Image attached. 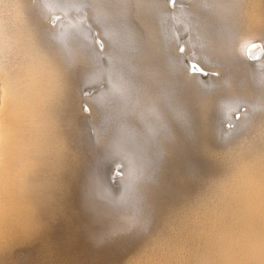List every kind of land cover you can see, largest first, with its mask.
Segmentation results:
<instances>
[{
	"label": "bare ground",
	"instance_id": "1",
	"mask_svg": "<svg viewBox=\"0 0 264 264\" xmlns=\"http://www.w3.org/2000/svg\"><path fill=\"white\" fill-rule=\"evenodd\" d=\"M40 1L37 0L35 3H33V2L32 3H29L28 0H10V4H9L10 6H8L10 8V11L8 10L9 11L8 14H6L5 16H1L0 17V259H1L0 260V264H10V235H13L11 233L12 232H15V231H13L14 229H17L18 226L16 228L14 226L18 223V221H20L22 223V224L20 223L21 226L23 225V227H24V228H22V230H25V233L26 234L25 235L23 234V236H29V238L31 237L30 240L32 241V243H34V245H35V243L37 244V246H38V250H37L38 259L39 260H42L43 262H45L44 264H46L49 261H51L53 258H55L56 249H55L54 245L52 244L53 241L51 242V235H52V232L54 230V227L56 225L60 224V223H62V224L63 223H67L73 217L72 216V214H73L72 213V207H71V204H72L71 192H70V189H69V186H68L69 181L67 180L68 173L71 172L70 166H71V162L73 161V155L68 151L66 139L64 138L67 135L65 134L64 131H66L67 128L71 127L75 123H78V122L81 123L82 122L83 127H81V125H80V127L83 128V129H81V131H80V127H79V132L83 133L84 136L81 137L83 134L82 135L80 134V137L81 138H84V139L85 138H89V139L92 138L91 141L92 140H94V141L97 140L96 136H97V132H98L99 128H101V130H102V128L105 125L102 126L100 124L99 125L98 124H95L93 121H91L92 120L91 117H89L86 114H84L83 111L80 112L79 111V107H80L79 103H80V101L82 103V100H84L85 103H86L85 106L89 109V111L91 110V108L94 109L95 108V104H94V101H92L93 100L92 98H94V97H102V96H104V94L107 93V91H108L107 89L109 87H111V86L112 87L113 86H117L116 82L114 81V79L111 78L110 75H113V73L111 74V71L112 72H114V71L115 72L116 71L117 72H120V71H118L116 69L118 67L117 66L118 64H116L117 67L115 68L114 71L111 70V69H110L111 70L110 71L109 70V67H108V66H111V64H112V63L111 64L109 63L111 61V60L109 61V58H111V57L108 58L107 52L109 53V56L112 55V54H110V51H107L108 49H105V47L107 46V44H106L107 38H110L111 37V34H109V32L108 33L107 32H104V30L101 28L100 29L101 31L100 30H94V31H92V33H91V31H87L86 29H80L81 32L80 33H77L76 31H74V32L72 31L73 28L71 29L70 27H67V26H64L63 27V30L61 32H58V30H57L56 27H58L60 25L63 26L62 18L64 19V18L67 17V14H65L66 11L65 10L62 11L60 8H58V7H52V6L47 8L46 6H44L45 4H42ZM117 1L120 4V6H121V3L122 4H126L127 3L128 5L139 6L142 9L150 6L151 7L150 9H152V13L151 14L155 15L156 18H159L160 20L161 19L163 20L162 22L164 24H162L160 27H156L154 25V23L152 22V18L150 19V14H148V12L143 11L142 13L140 12L141 14L139 13L140 16H139V18H138L137 21H139L140 29L142 30V33L145 34V37H147V39L149 40V42H151L153 44L157 43V44L160 45V48L162 49L163 60L165 61L166 80H167L169 86L171 87L170 88V94L175 96L173 100L177 99V101L179 103L178 105H180L185 110H187L189 119L191 118L196 123L198 121H200V120L206 121V123L208 124L209 131L213 135V138L216 139V140H218V141H220V142H222L223 144H225V146L227 148L229 147L227 149V151H235L239 155H245V157H248V156H251L252 157V155H254L255 153L257 154L258 152H261V150L264 149V85H263V83L261 81V78L264 76V63H261V62H264V47H263V45H258L255 41H252V38L253 37L255 38V36H256L255 34L256 33L258 35L259 33L264 32V0H254L255 8L253 7L254 9H253V12H251V13L254 15V19L256 18V20H254L256 22V25L254 26V28L252 30L251 29L250 30L253 31L252 33H255V34H252V33H247V34L246 33H243V34H241V33H239L238 34V37L235 40H233V42H232V45H233V48L232 49H233V51L231 53H229L228 49H226L224 47L228 42H230L229 39L226 40L224 37H216L213 40H211L208 43H206L204 47L198 48V53L196 55H191V54H188V52H187L188 47H190V45L194 44V40H195V39L193 40V37H192V39L190 37L189 38H185L187 36L186 35L187 34L186 32H193V31H190V29H189L190 25L187 27V25H185V23H184L183 25L182 24L181 25L184 26V27L186 26L185 28L178 27L177 29L176 28L174 29V27L176 25L174 27H172V28H169L171 26H167L168 24L166 23L167 21H166L165 17H167V15H169V10L171 9L170 8V5L173 6L174 8H176V6L179 3V0H117ZM3 2H4V0H0V7L3 4ZM61 2H63V1H61ZM100 2H102V0ZM233 3H234V0H215V1H212L211 2V7L213 8L212 20L211 21H212V24L213 25H215V24L216 25H219L221 27V29L223 28V26H225V27L228 28V29L227 28L226 29L229 31V29H230L229 26H231V22L233 21V19L237 15L236 14V11L233 8ZM250 3L252 4L253 2H250ZM86 4H87V2H86ZM98 4H99V2H98ZM52 5H53V3H52ZM200 6H202V5H200ZM5 7H7V6L5 5ZM82 7H83V5H82ZM245 7H247V6H245ZM165 8L167 9V11L165 10ZM80 10L83 11L81 8H80ZM195 10L196 9H194V11ZM228 10L230 11L231 16L227 14V11ZM249 10H251V8L248 9V11ZM223 11L224 12L226 11V13H224ZM173 12H175V11H173ZM129 13H131V11ZM118 15H120V14H118ZM100 16H102V15H100ZM110 16H111V14H110ZM119 17H118V19H119ZM111 18H112V16H111ZM129 18H130V16H129ZM185 18H187V17H185ZM251 18L252 17L250 16V21H251L250 23H252V19ZM80 19H83V17L80 18ZM118 19H116V20H118ZM120 19H121V17H120ZM135 19H137V17ZM197 20H199V18ZM84 21H85V19H84ZM123 22H124V20H123ZM85 23H86V21L84 22V24ZM99 23H100V20L98 22H95V24H98L97 26L100 27V24ZM85 25L88 26L87 24H85ZM102 25H101V27H105V25L104 26H102ZM136 25L137 24H135V26ZM245 25H247V24H245ZM114 26H112L113 27V31L115 29H117V27L116 26L114 27ZM106 27H107V25H106ZM119 27L122 28V29L120 28L119 31L123 30V27L121 25H119ZM126 27L128 29V26L127 25H126ZM89 28L91 29V27H89ZM214 28H215V26H214ZM110 29H111V26H110V28L108 30H110ZM124 30H123V32L126 31V30L125 31ZM99 31L101 32L100 34L98 33ZM221 31H222V33H224L226 30L224 31L222 29ZM127 32L128 31H126V33ZM243 32H244V30H243ZM90 33H91V36L92 37H86V35H89ZM118 33L119 32H117V34ZM113 34H114V32H113ZM160 34L162 36L159 39V35ZM115 35L116 34H114L112 36L114 37ZM253 35H255V36H253ZM195 37H196V35H195ZM101 38H103V39H101ZM114 38L116 39V37H114ZM122 38H123V36H122ZM232 39H233V36H232ZM116 40H118V38ZM96 41H97V43H96ZM129 41H132V40H129ZM133 41H134V39H133ZM141 42H143V41H141ZM145 43H146V41H145ZM224 43H226V44H224ZM7 47H9L10 50H8ZM99 47L105 49V51L103 50V52H102L103 55L102 54L101 55L99 54ZM121 48L124 49V47H121ZM179 48H180V50H178ZM71 49H73V50L74 49H77V50H74V52L78 51V56L77 57H79L80 59H82L87 64H89V63L92 64L93 61L97 60L96 59L97 56L98 57H100V56L103 57L102 58V61L98 64V66L96 65L97 66V70H98V75H99L96 80L91 79L92 76H94V75H92L91 78H90L89 75L91 73H87L86 74V76L89 74L88 75L89 78H87L85 76V74L82 75V73H81V77L83 76V77H86L87 79H89L87 81L84 80V82L85 81L86 82H85L83 88H84L86 94L83 95V97H79L78 96V91H79V88L82 87V85H81L82 83L80 85L78 84L79 85V87H78V85L75 83L76 80L74 82V80H72V78H70L68 76L69 73H68V70L66 69V66L67 65L65 66V64L63 62L65 60H66L65 62H67V59H68L67 55H68V53H70L69 51ZM241 51L243 53V56L245 57V60L247 61L245 63H243V61L239 60L240 57L238 55L240 54ZM74 52H72L73 55H76V53H74ZM72 53H70V54L72 55ZM123 53H124V51H123ZM158 53H160V52H158ZM2 54H4V57H5L6 60H3L2 59ZM114 54H115V52H114ZM138 54H140V53H138ZM218 55L221 56V57H224L227 60H229L230 58H233L235 62L233 63L231 61V63H233L234 65H232V67H230L228 70L223 71L221 69V72H222L221 74L222 75L219 78H213V77H211V75H209V73L207 72V70H209V67L215 66L212 63H210V61L212 60V58H215ZM115 57H117V56L115 55ZM71 58H73V57L71 56ZM140 58H139V60H140ZM130 59H132V58H130ZM5 61H8V63L10 62V65L6 64ZM147 61H149V60H147ZM98 62H99V60H98ZM117 62L119 63V61H117ZM108 64H110V65H108ZM129 64H131V63H129ZM138 64L141 65L142 63H138ZM253 64L261 65V66H258L257 65L258 68L259 67L261 68L259 74L256 73V72H254L253 69L250 67V65H253ZM124 65H126V63ZM162 65L163 64H161V67H162ZM122 66H121V69L127 70L126 68H122ZM130 66H132V65H130ZM159 67H157V68H159ZM112 68L114 69V67H112ZM87 69L85 68V70H87ZM121 69H119V70H121ZM85 70H83V71H85ZM92 71H94V70H92ZM144 71H145V68H144ZM155 71H156V69H155ZM121 72H122V70H121ZM134 72H135V70H134ZM225 72H226V74H225ZM93 73L95 74V72H93ZM136 73H137V71H136ZM117 74H120V73H117ZM241 74H242V77H241ZM131 75H132V72H131ZM227 75L229 76L228 78H226ZM245 78L246 79L247 78H251V80L254 81L253 82V85L249 86L244 81ZM79 79L81 80V78H79ZM120 80H121V78H120ZM127 80L128 79H126L125 82H127ZM118 81H119V79H118ZM119 82L122 83V80L119 81ZM160 83H162L161 85H163V82H160ZM166 84H164V85L166 86ZM121 85H122L121 87L124 86V84H121ZM124 87H126V86H124ZM145 87H147V84L145 85ZM155 87H156V85H155ZM160 89H162V88H160ZM105 90H107L106 93H105ZM112 91H114V92L116 91L117 92L118 90L117 89L115 90V88H114V90L112 89ZM121 91L122 92L123 91L126 92L127 90L126 89H123V90L121 89L118 92L122 93ZM138 91L136 92L137 95H138ZM154 91L155 90H152V92H154ZM167 91H169V90H167ZM80 92H81V89H80ZM125 92H123V93H125ZM129 92H130V94H132L131 91H129ZM133 93H134V91H133ZM159 93H158V95H160ZM109 95L111 96L112 93H109ZM158 95H155V96H158ZM163 95H164V93H163ZM129 96H131V95H129ZM139 96H141V95H139ZM142 97H143V95H142ZM165 97H166V95H165ZM167 97H169V96H167ZM225 97L232 98V99H231L230 102H226L225 99H228V98H225ZM124 98L125 97H123V98L121 97V100L124 99ZM130 98H133V97H130ZM117 100H118V98H117ZM113 101H111V102H113ZM123 101H120V102H123ZM126 101L128 102V100H126ZM165 101H167V100H165ZM97 102H95V103H97ZM103 102L104 101H102V103ZM115 103H117V101H115ZM124 103L126 104L125 101H124ZM128 103L131 106H132V104H136V103L130 104V102H128ZM137 103L139 104L140 102H137ZM163 103H165V102H163ZM171 103H175V102H171ZM215 103H219V105L217 106V108H214V104ZM107 104H108V102H107ZM151 104H153V103L151 102ZM242 104H245L247 106V108L245 109L246 112H244V113L239 112V110H238L239 106H241ZM78 105H79V107H78ZM104 105H106V104H104ZM104 105H101V106H104ZM109 105H112V107H114V105L112 103H110ZM173 105H175V104H173ZM255 106H259V109H254V108H256ZM134 107L135 106H132V109H134ZM143 108L145 109V107H143ZM155 108H157V107H155ZM118 109L119 108L117 107L116 108V112H117ZM152 109H154V108H152ZM105 110H107V108L106 109L103 108V112ZM146 110H145V112L149 111V110H147V111ZM86 111H88V110L86 109ZM113 111H114V109H113ZM103 112H102V114H103ZM107 112L108 111H106V113ZM109 112H111V111H109ZM152 112H154V111H152ZM115 113H114V116H115ZM111 114L113 115V113H111ZM118 114L121 115L122 113L120 112ZM143 114H145V113L143 112ZM149 114H150V112H149ZM233 114H235L238 117H233ZM98 115H99V113H98ZM138 115H136V116H138ZM167 115H169V112H168ZM100 116H102V115H99L98 117H100ZM108 116H109V118L111 117L110 114ZM125 116H126V114H125ZM143 116L146 117L147 115L146 116L143 115ZM102 117H100L101 120H102ZM113 117H111L110 119H112ZM118 117H117V119H118ZM104 119L106 120L107 118H104ZM121 119H122V117L120 119H118V120L121 121ZM124 119H122V120H124ZM147 119H149V117ZM109 120H107L106 123H108ZM184 120H186V119H184ZM110 121L112 122V120H110ZM96 122H99V120L96 121ZM159 122H161V121H158V123ZM173 122H174V120H173ZM225 122H228V123L232 124L231 127H233V129L232 130H229V129L227 130L226 127L224 126ZM102 123H104V122L101 121V124ZM106 123H104V124H106ZM117 123H119V121ZM230 124H229V127H230ZM113 125H114V123H113ZM113 125L111 126V124H110V125H108L106 127H109L110 126V127H115L116 128V126H118V125H115V126H113ZM149 125H151V124L149 123ZM177 125H178V123H177ZM98 126H100V127L97 128ZM124 126L126 127L127 125H124ZM147 126H148V123H147ZM152 126L155 127V124L154 125L152 124ZM84 127H87V128L90 127V128H92L91 132L92 131L93 132H92V134H89L91 138L88 135V131L87 130H84ZM119 127H122V126H119ZM129 127H131V126L129 125ZM168 127H170V126H168ZM175 127H176V125H175ZM177 127H179V126H177ZM87 128H85V129H87ZM144 128H147V127H144ZM104 129H105V127H104ZM118 129H117V132L119 131ZM120 129L122 131L123 128H120ZM126 129H124L123 131H125ZM129 129H133V128L131 127ZM194 129H195V127H194ZM101 130L99 132H106L104 130H102V131ZM107 130H110V129L108 128ZM167 130L169 131L168 128H167ZM76 131H77V129H76ZM113 132L115 133V134L112 133V134H114V136L116 134H118L116 132V130L115 131L113 130ZM127 132H128V130H127ZM127 132H123V133H127ZM134 132H135V129H133V133ZM163 132H164V130H163ZM107 133L108 132H106V134ZM109 133H110V131H109ZM119 133H120V131H119ZM134 134H136V133H134ZM156 135H157V133H156ZM189 135H191V134H189ZM109 136H110V134H109ZM117 136H120L121 137V134H119ZM133 136L134 135L132 134V137ZM74 137H75V135L72 138H70L71 139L70 140L71 142L74 141L73 140ZM77 137H79V136L77 135ZM101 138L103 139V137H101ZM106 138H107V136H106ZM106 138H105V141L104 142H102V140H101V142L104 143V145H106L105 143L108 141V140L106 141ZM114 138L116 139L117 137H114ZM183 138H184V136H183ZM208 138H209V136H208ZM84 139H82V140L84 141ZM108 139H109V141H111L110 140V137H108ZM160 139L162 141V137ZM78 140L80 141L79 138L75 139V141H78ZM85 140H86V143L83 145V148L87 145V139H85ZM112 140H114V139L112 138ZM124 140H125V138H124ZM124 140L123 139L119 140V138H118V140L116 139V141H114V143L108 141V144L110 143L112 145L109 146L107 144L108 145L107 148H105V146L101 147L103 152L99 155V157H100V159H99L100 160L99 161L100 164H97L98 161H97V163L95 161V164L99 165V167L96 166L99 169H96L95 165H93L94 166L93 167L94 169L92 167H89L90 165H87L89 168H91V170H95V171L97 170L96 173H95V171H93L94 173H92V174L93 175L96 174V183L99 186L98 192L100 191L101 195L103 196V199L100 200L101 199L100 198L101 196H100L99 193L97 194V190L95 189L96 190V193L93 192L94 195L97 194V196L99 195L98 197L100 198V199H98L100 201V203L97 202L99 204V206L97 204L96 210H95L96 213L97 212L100 213L97 210H98V208L101 209V206H100V204H101L102 207L104 206L107 210H109V209L116 210V212L115 213H112V214L115 215V214H118L119 213L120 215H122V216L124 215L125 216V215H129V213L132 211V209L135 208L136 205H138V204H136V202L138 200L135 199L136 200V202H135V200H134V198H133V196L131 194H133L134 189H135V192H136V189H137V191H139V189H138L139 186H138V188L137 187L135 188L132 185V187H134L132 189L133 190L132 193H131V188L132 187L129 188V185L132 184V183H130L131 182L130 179H131L132 176H134L132 174L135 173V170L137 169V163H138L137 162V157H138L137 155L138 154L136 155V153H135V151L137 149L135 151H133L132 149L128 148V146L125 145ZM136 140L134 139V141H136ZM142 140L139 139V141H142ZM97 141L98 142H96V143L99 145L101 142L99 141V139ZM139 141H136V142L138 143ZM145 141H148V140H145ZM182 142H184V141H182ZM68 143H69V140H68ZM159 143H160V141H159ZM152 144H154V143L152 142ZM156 144H155V146H156ZM172 144H173V142H172ZM80 145H81V143H80ZM132 145H137V144H135V142H134ZM148 145H150V144H148ZM130 146H131V144H130ZM155 146L153 145V147H155ZM163 146L166 148L165 145H163ZM135 147H137V146H135ZM158 147H160V146H156L155 148H158ZM86 148H87V146H86ZM86 148H84V149H86ZM88 148L90 149V147H88ZM98 148H100V147H98ZM137 148H139V147H137ZM142 148H144V147H142ZM84 149H83V151H84ZM139 150L140 149H138V151H137L138 153L141 152ZM142 150H144V152H145V149H142ZM148 150H149V148H148ZM92 151H93V149H92ZM155 151H157V150H155ZM159 151L160 150H158V152ZM222 151H224V150L222 149ZM75 152H76V150H75ZM84 152H86V151H84ZM84 152L83 153L80 152L82 154V156H84L86 154ZM94 152L96 153V151H94ZM73 153H74V151H73ZM87 153H89V151ZM91 153L93 154V152H91ZM149 153H152V152H149ZM146 154H147V150H146ZM154 154H156V153H154ZM161 154L162 153H160V155ZM173 154H174V152H173ZM216 154H218V153H216ZM88 155L90 156V154H88ZM96 155H98V153H96ZM149 155L152 156V154H149ZM149 155H148V157H149ZM263 155L264 154H262V156ZM156 156H158V155H156ZM79 157H80V155H79ZM84 157H81L80 160H82V158H84ZM86 157H87V160L86 161L88 162L91 157H89V159H88V156H86ZM145 157H144V160L143 161H145V159H146ZM140 159H141V156H140ZM156 159H155V161H157ZM239 159H241V158H239ZM91 160L90 161L93 162V164H94L93 158ZM86 161H84V162L82 161L83 162L82 164H85V167H86V164L91 163V162H88L87 163ZM148 161L149 160H147V163H148ZM151 161H152V159H151ZM151 161H149V162H151ZM208 161L210 162V160H208ZM246 161H248V160H246ZM256 162L258 163V161H256ZM261 162L259 161L260 166H261ZM248 163H249V161L246 162V164H248ZM252 163H255V162H252ZM141 164H139V165H141ZM152 164H151L152 165L151 167H154V165L155 166L157 165V163L156 164L152 163ZM238 165H239V163H238ZM141 166H143V165H141ZM197 166H198V164H197ZM258 166H259V164H258ZM263 166H264V164H263ZM88 167H86V168H88ZM148 167L149 166H147V170H148ZM156 167H157V169H160L159 166H156ZM206 167H209V166H206ZM246 167H248V166L246 165ZM144 168L142 167L140 169L142 170ZM162 168H164V167H162ZM239 168H240V165H239ZM250 168H251V166H250ZM253 168H251V169H253L254 171H257V173H259L258 174L259 176L261 174L260 173L261 170H262V173H263L262 175H264V167H263V169H260L259 172H258V170H256L257 168H255V167H253ZM85 169H84V165H83V173L84 172H89L88 174H90V171L91 170L90 171H88V170L85 171ZM157 169L154 170V171L155 172L156 171H160V170H157ZM182 169H183V167H182ZM192 169H194L193 166H192L191 170ZM117 170L120 171L119 174L117 173ZM149 170L151 172V170H153V168L150 169V167H149ZM188 170H190V168ZM248 170H250V169H248ZM81 171H82V169H81ZM144 171H146V169ZM154 171L151 172L152 175H153V172ZM139 172H141V171H138L137 173H139ZM150 172H149V175H151ZM170 172H172V171H170ZM197 172H199V171H197ZM83 173H81V174L83 175V178H85L86 177L85 176V173L84 174ZM143 173L148 174L147 172H143ZM176 173H178V171ZM251 174L254 175V173H251ZM79 175H78L79 179L82 180L83 178L81 179ZM152 175L151 176H148V177H152ZM154 175L155 176L156 175L158 176V173L157 174L155 173ZM193 175H194V172H193ZM88 176L90 178V176H92V175H88ZM136 177L138 178L139 175L136 174ZM140 177L138 179H140ZM254 177H257V179H258V176H254ZM254 177L252 176V178H251V176L250 177L248 176L246 178H249L250 180H252V179H254ZM93 178H91V179H93ZM152 178H154V177H152ZM157 178H159V177H157ZM167 178H168V176H167ZM167 178H166V180H167ZM79 179L77 178V180H79ZM91 179H89L88 181H87V179H83L82 181H85L86 180L87 182H90L91 183V181H90ZM132 179H134V178H132ZM148 179H150V178H148ZM257 179H256V181H258ZM262 179H263V181L261 179H259L262 182L260 183V181H259L256 185L258 186L259 183H260V185L263 188L260 187V190H259L258 187H255L256 189L258 188L259 191L256 190V189H255L256 191L254 189L253 190H249L250 191V193H248L249 195L251 194V191H252V195H250V196L248 195L249 198L252 196V198H250V199L248 198L251 202L247 199V202L249 201L250 204L252 203V205H251L252 207H251V206H249L250 204L248 202V204H249L248 206L251 207L250 210H249V207L246 204L247 202H245L246 201L245 200L246 199L245 197H248V196L243 197L245 199H242V201L239 200L240 198H242L241 195L243 194L242 193L243 191H242V189L239 188L240 186H238V184H237V187L242 191L241 192L242 194L239 193L240 195H238V197L239 196H241V197L238 198V199H237V196H235L236 197L235 198V202H237L239 204V202H238V200H239L240 201V204L242 205L243 204L242 202L244 201L245 202L244 204L247 206V209L245 207H243V208H245L246 210H248L247 213L244 214V217H239L238 218V221H237L238 223H237V229L236 230H237V233L240 234V236L237 235V237L238 236L239 237H242L245 234L246 235L245 237L248 238L247 239L248 243H249V238L250 237H252V239H253V236L254 237H262V242L263 243L260 240H258V241L256 240V242H255L254 239H253V242H255V243H257V242L260 243L261 242L262 245H264V178H262ZM75 180H76V178H75ZM150 180H149V182H148V180H145V181L148 182V183H151ZM86 181L84 183H86ZM249 181H248V186L252 185L253 183H256V181H254L251 184V182L249 183ZM242 182H245V181L242 180ZM141 183H142V181H141ZM154 183L158 187V184H156L157 182H154ZM77 184H78V182H76V185ZM92 184H93V182L91 184H89L90 186L88 184L87 185L84 184V186L85 185H86L85 187H88L89 186L88 188L90 189ZM138 184H140V183H138ZM241 184L243 186L245 183H240V185ZM79 185L80 184H78L76 187L78 188ZM82 185H80V187H82ZM147 185H149V184H147ZM147 185H145V186H147ZM173 185H175V184H173ZM168 186H169V184H168ZM248 186H246L244 188H247ZM93 187L95 188V185ZM93 187H92V189H93ZM150 187H151V184H150ZM251 187H249V188L252 189L253 187L252 188ZM88 188L85 189V193L90 194V191L89 192H86V190H89ZM146 188L144 190H147ZM192 188H194V187H192ZM238 188H237V190H239ZM156 189H158V188H156ZM141 190H142V188H140V191ZM148 190H150V189L148 188ZM148 190H147V194L149 193ZM174 190L176 191V189H174ZM180 190L181 189H179V191ZM201 190H203V189H201ZM140 191H139L140 194L138 193L140 196L141 195H144L145 192H146V191L144 193L142 192L143 194H141ZM151 191H152V189H151ZM249 191L247 190V192H249ZM159 192H161V191H159ZM244 192L245 193L243 195H247L246 191H244ZM85 193L83 195H86ZM161 193H163V192H161ZM136 194H134V195H136ZM138 194L136 196L139 197ZM156 194H158V193H156ZM90 195H91V198L92 197L94 198V196L92 194H90ZM90 195H88L89 198H90ZM86 197H87V195H86ZM138 197H136V198H138ZM147 197H149V195H147ZM199 197H201V196H199ZM80 198H82V197H80ZM154 198L151 199V200H154ZM73 199H76V198H73ZM138 199H140V198H138ZM143 199L145 200L144 196H143ZM143 199L140 202H142ZM77 200H78V198H77ZM89 200H91V201H89ZM95 200H97V197L95 198ZM151 200L149 199L148 201H151ZM88 201L89 202H92L93 200L92 199H88ZM133 201L135 202L136 205L134 204ZM158 201H159V199H158ZM87 202H86V204L83 202L85 204V206L87 205ZM162 202H164V200ZM147 203L148 202L146 201V203H144V205L145 204L147 205ZM91 205H92L91 208L94 209L95 207H93V204H91ZM235 205H236V203H235ZM238 206H236V207H238ZM81 207H82V205H81ZM81 207H79L80 210H81ZM153 207H155V206L153 205ZM167 207L168 206H166V208ZM82 208H84V207H82ZM88 208L91 209L90 206H89V207H86L85 211ZM150 208H151V205H150L149 209L147 208V210H150ZM93 209H91L89 212L87 211V213H84V214H86V215H88V214L90 215L91 214L92 216H94L93 213H91V211L92 212L94 211ZM237 209H235V211H237ZM133 210H135V212L137 211L136 209H133ZM139 210H141V209H139ZM240 210H241V212H238V214L239 213L241 214L243 212L245 213V210L244 209H243L244 211L241 208H240ZM103 212L104 211L102 210L100 214H103L104 215L105 212L104 213ZM133 212H132L131 215H134ZM145 213H147V212L145 211ZM145 213H143V214H140L139 213V215H144ZM94 214H95V212H94ZM106 214H107V212H106ZM89 215L87 217H89ZM150 215H148V216L150 217ZM100 216L98 214L95 219H98L99 220L100 218H97V217H100ZM104 216H103V218H104ZM107 216H109V214ZM148 216H146V218L149 220L150 218ZM84 217H86V216H84ZM129 217L131 218V216H129ZM89 218H87L88 221H83V222L84 223L85 222H89ZM105 218H104V220H105L104 222H108V223H111L112 222V221H110V219H107V221H106ZM127 218H128V216H127ZM130 218H128V219H130ZM146 218H145V221L147 220ZM118 219L122 220L121 217H119ZM123 219H124V217H123ZM135 219H137V217H135ZM143 219L144 218H142L141 220H143ZM236 219H237V217H236ZM98 220H94L93 219V221H98ZM120 220H118V223L117 224H119V221ZM91 221L89 223H91ZM147 221H146V224H145L146 226L148 224ZM114 222H116V221H114ZM125 223H126V221H125ZM137 223H138V221H137ZM137 223L135 225H137ZM20 224H19V226H20ZM149 224L151 225L152 223H149ZM110 225L112 226V225H115V224L111 223ZM110 225H107V227H110ZM119 226H120V224H119ZM99 227L101 228L100 225H99ZM99 227H97L98 228V231L100 229ZM137 227L138 226H134L131 229L134 228L136 230ZM12 228H14V229L12 230ZM19 228L20 227H18V229ZM113 228L116 230L117 227L116 228L113 227ZM118 229H119V227H118ZM138 229L140 230V229H143V228H140V226H139ZM22 230H21V232H22ZM67 230H68V228H67ZM86 230L87 229L85 228L84 231H86ZM103 230H104V232H102V234L104 233L103 234V236H104L106 233H105V229L104 228H103ZM122 230H123V228H122ZM127 230H128V228H127ZM144 230H145V228H144ZM84 231H83L82 234H85ZM114 231H113V233H114ZM141 232H139V234ZM78 233H76V234H78ZM119 233H121V232H119ZM125 233H124V235H125ZM132 233H135L134 230H133ZM144 233H146V232L144 231ZM54 234H55V232H54ZM136 234H137V232H136ZM136 234H134V235H136ZM19 235H20L21 238L23 237V236H21V234H19ZM57 235L58 234H56V236ZM120 235H118V236H120ZM57 237H56V239H57ZM84 237H87V236L84 235ZM105 237H106V235H105ZM105 237H101V238L104 239ZM112 237L113 236H110L109 238L112 239ZM120 237H123V235L120 236ZM101 238H99V239H101ZM15 239H19V238H15ZM240 239L241 238H238L237 240H238L239 243L238 242H236V243L239 246L238 248L241 249V246H243V244L242 245L240 244ZM27 240H28V238H27ZM109 240H106V241L108 242ZM127 241H130V240H127ZM12 242L13 241H11V243ZM83 242H84V240H83ZM98 242H99V240H97V243ZM112 242H113V244L115 242L117 243V241H115V242L112 241ZM121 242H122V240L119 242L118 246H120V243ZM130 242H132V241H130ZM99 243H101V241ZM241 243H243V242L241 241ZM248 243H246V242L244 243V244L248 245L247 246V249H244L246 245H244V248H242L244 251L242 249L240 251V249H239V251H240L239 254H238V250L236 249L235 254L238 255L237 256L238 258H236V259L239 260V264H264V246H262L260 248V249H263V250H260L259 248H256V245L257 244H255V246H253L254 243L253 244H252V242L249 243V244ZM67 244H69V243H67ZM56 245H57V243H56ZM62 245H63V243H62ZM108 245H110V243ZM251 245L253 246L252 248H251ZM59 246H60V244H59ZM114 246H115V244H114ZM137 246L138 245H136V247ZM152 246H153V244H152ZM152 246L150 245L151 248H152ZM154 247L155 246H153V248ZM178 247H181V246H178ZM85 248H86V246H85ZM85 248H84V250H85ZM64 249H66V248H64ZM124 249H125V247H124ZM257 249H259V250H257ZM99 250H101V249H99ZM104 251H106V250H104ZM122 251L120 253H122ZM178 251H180V249L177 250V252ZM79 252H81V251H79ZM174 252H176V251H174ZM67 253H68V250H67ZM133 253H134V251H133ZM180 253H181V251H180ZM138 254H140V252H138ZM147 254H149V253H147ZM176 254H178V253H176ZM84 255L85 254H83V256ZM105 256H107V255H105ZM173 256H175V255H173ZM144 258L145 257L143 256L142 259H144ZM138 259H139V257H138ZM140 259H141V256H140ZM58 261H61V260H58ZM142 261H144V260H142ZM237 261L234 264L238 263ZM112 262H113V259H112ZM127 263H129V262H127ZM107 264H109V263H107ZM110 264H112V263H110Z\"/></svg>",
	"mask_w": 264,
	"mask_h": 264
},
{
	"label": "rangeland",
	"instance_id": "2",
	"mask_svg": "<svg viewBox=\"0 0 264 264\" xmlns=\"http://www.w3.org/2000/svg\"><path fill=\"white\" fill-rule=\"evenodd\" d=\"M29 3H35L37 0H28ZM40 1V0H38ZM55 1V2H54ZM63 1V2H61ZM95 1V2H94ZM41 0L40 2L42 4H45L44 6H46L47 8L48 7H58L60 8L62 11H66L65 14H67V17L66 18H62V22H63V26H58L56 27L58 32H61L63 30V27L64 26H67V27H70L71 29L73 28V32L76 31L77 33H80V29H86L87 31H94V30H100L101 28L104 30V32H109V34H111V37L110 38H107V41H106V44L107 46L105 47V49H108L107 51H110V55L109 56V53L107 52V55H108V58H109V63L111 64V66H108L109 67V70H115V68L120 71V72H117V73H120V74H117L115 71L112 72L111 70V74L113 73V75H110L112 79H114V81L116 82L117 86H113L115 88V90L117 89L118 91H120L121 89H126L127 91H123L125 93H120V92H114L112 91V89L114 90V88L111 86L109 87L107 90H105V93L107 91V95L104 94V96L102 97H94L92 98L94 101V104H95V108L92 109L89 111V109L85 106L86 103L84 100H82V103L80 101L78 107H79V111L82 112L84 114H86L87 116L91 117V121H93L95 124H100V125H105V129L104 127L102 128V130L108 132L106 134V132H99L101 130V128H99L100 126H98L97 128H99L98 132H97V140L99 139V141L101 142H104L105 141V138H106V141L108 139V137H110V140L109 142H113L116 141V139L118 140H121L125 138L124 142H125V145L128 146V148L132 149L133 151H135L136 155L139 157H137V169L135 170V173H133L130 179V184L129 185V188L132 187V185L136 188H138L139 186V191H140V188H142V190L140 191L141 194H143L145 191V194L144 195H139V191H137L136 189V192H135V189L134 191L132 190L134 187L131 188V193L133 191V194H131L134 198V200H138L136 202V205L135 202L134 204L136 205L135 208L133 209H136L137 211L135 212V210L132 209V211L129 213V215H120L118 212V214H112V213H115L116 210L114 209H109L107 210L104 206L102 207V205L100 204L101 206V209H99L98 207V210L100 213L101 211L103 210L106 214L104 216L103 214H99L100 217H97V218H100L99 220L98 219H95L96 216L98 215L96 213V206L98 203H100V200L103 199V196L101 195L100 191L98 192V188L99 186L97 185L96 183V174L93 175L92 173H94L93 171L95 170H91V168L89 167H94L93 165L98 166L97 164H100V157L99 155L103 152L102 151V148L103 146H105V148H107V146L109 145H112V144H108V141L105 143L106 145H104V143H100L99 145L96 143L98 142L96 139V141L92 140L91 141V137L89 134H92L91 130L92 128H87V127H84V130H87L88 131V135L91 139L89 138H85L87 139V148L86 146L83 148V145L86 143V140L84 138H81L84 136L83 133L79 132V127L81 125V127H83L82 125V122L81 123H75L74 125H72L71 127L67 128L65 132V135L66 137H64L66 139V143H67V147H68V151L73 155V161L71 162V166H70V170L71 172L68 173V177H67V180L69 181L68 183V186H69V189H70V192H71V199H72V204H71V207H72V218L70 219V221H68L67 223H60L58 225H56L54 227V230L52 232V235H51V242L52 244L54 245L55 249H56V253H55V258H53L51 261H49L48 263L46 264H107V263H112V264H234L238 259L237 254H235L236 252V249L238 250V254L239 252L241 251L242 248H244V244L245 242L248 243L247 241V237H245L246 235L244 234L242 237H239L240 234L237 233V221H238V218L239 217H244V214L247 213L248 210L247 209V206L250 204V198H252V196L249 198L250 195H252V191H251V194L249 195L248 193H250L249 190H255L256 188L255 187H258L259 190H260V187H262L260 185V183L263 181L262 178H264V175H262V170L260 171V169H263V164H264V155L262 156V154H264V149L261 150V152H258L257 154L255 153L254 155L251 156H248V157H245V155H239L237 154L235 151H227V148L225 146V144H223L222 142L216 140L213 138V135L210 133L209 131V128H208V124L206 123V121L204 120H200L198 121L197 123L192 120L191 118L189 119L188 117V112L187 110H185L183 107H181L180 105H178V101L177 99L173 100L174 99V95H171L170 94V86L166 80V67H165V61L163 60V56H162V49L160 48V45L155 43H151L149 42V40L147 39V37H145V34L142 33V30L140 29V26H139V21L138 18L140 16V14L145 11V12H148V14H150V19L152 18V22L154 23V25L156 27H160L162 24H164L162 21V19L160 20L159 18H156L155 15L151 14L152 13V9H150L151 7H146V8H141L139 6H135V5H128L127 3L126 4H122L121 3V6L120 4L118 3L117 0H102V2H100L101 0ZM212 1H215V0H179V3L178 5L176 6V8H174L173 6L170 5V10H169V15H167V17H165L166 19V24L167 26H171L169 28H172L174 27V29L178 28V27H181V28H185L184 26H182L184 23L185 25H187V27L190 25L189 29L190 31H193V32H186L185 35L186 37L185 38H191L193 37V40H194V44L190 45V47H188V54H191V55H196L198 53V48H202L205 46L206 43H208L209 41L213 40L214 38L216 37H224L226 40L229 39L230 42H226L224 44H226L224 47L226 49H228L229 53H231L233 51V45H232V42L233 40H235L237 37H238V34L241 33H252L253 31H251L254 26L256 25V22L254 20H256V18L254 19V15L251 13L253 12V9L255 8V3H254V0H234V3H233V8L234 10L236 11V17L233 19V21L231 22V26L229 31L227 30L228 28L223 26V30L225 31L224 33H222V29L219 25H213L212 24V12H213V8L211 7V2ZM248 1V2H247ZM73 2V3H72ZM83 2V3H82ZM87 2V4H86ZM99 2V4H98ZM250 2H253L252 4ZM53 3V5H52ZM77 3V4H76ZM102 3V4H101ZM250 3V4H249ZM10 4V0H4L3 4L1 5L0 7V17L1 16H5L6 14H8V12L10 11V8L8 6ZM5 5L7 7H5ZM83 5V7H82ZM189 5V6H188ZM200 5H204L203 7L200 6ZM251 5V6H250ZM253 5V6H252ZM74 6V7H73ZM114 6V7H113ZM191 6V7H190ZM247 6V7H245ZM97 7V8H96ZM119 7V8H118ZM184 7V8H183ZM186 7V8H185ZM195 7V8H194ZM254 7V8H253ZM8 8V9H7ZM66 8V9H65ZM71 8V9H70ZM80 8L83 10L81 11ZM84 8V9H83ZM174 8V9H173ZM179 8V9H178ZM196 9L194 11V9ZM248 11V9H250ZM2 9V10H1ZM99 9V10H98ZM142 9V10H141ZM176 9V10H175ZM184 9V10H183ZM9 10V11H8ZM72 12H70V11ZM94 10V11H93ZM112 10V11H111ZM165 10L167 11V9L165 8ZM182 10V11H181ZM99 11V12H98ZM104 11V12H103ZM110 11V12H109ZM131 11V13H129ZM175 11V12H173ZM181 11V12H180ZM83 12V13H82ZM135 12V13H134ZM141 12V13H140ZM172 12V13H171ZM179 12V13H178ZM183 12V13H182ZM195 12V13H194ZM224 12V11H223ZM245 12V13H244ZM250 14H249V13ZM112 16H110V14ZM115 13V14H114ZM140 13V14H139ZM179 15H178V14ZM181 13V14H180ZM226 13V11L224 12ZM81 14V15H80ZM97 14V15H96ZM114 14V15H113ZM117 14V15H116ZM120 14V15H118ZM227 14L231 16V13L230 11L228 10L227 11ZM252 14V15H251ZM102 15V16H100ZM183 15V16H182ZM116 18H115V17ZM121 19H120V17ZM130 16V18H129ZM208 16V17H207ZM250 16L252 17V23H250ZM83 19H80L82 18ZM86 17V18H85ZM119 17V19H118ZM134 17V18H133ZM137 17V19H135ZM169 17V18H168ZM175 17V18H174ZM187 17V18H185ZM199 20H197L198 18ZM115 18V19H114ZM125 18V19H124ZM128 18V19H127ZM155 18V19H154ZM247 18V19H246ZM73 19V20H72ZM84 19L86 21L85 24H87L88 26H86L84 24ZM98 19V20H97ZM109 19V20H108ZM118 19V20H116ZM127 19V20H126ZM175 19V20H174ZM249 19V20H248ZM75 20V21H74ZM96 20V21H95ZM100 20V27L97 26L98 24H95V22H98ZM103 20V21H102ZM108 20V21H107ZM121 20V21H120ZM124 20V22H123ZM126 20V21H125ZM133 20V21H132ZM177 20V21H176ZM209 20V21H208ZM247 20V21H246ZM91 23H90V22ZM102 21V22H101ZM249 21V22H248ZM206 22V23H205ZM208 22V23H207ZM51 23V22H50ZM89 23V24H88ZM106 23V24H105ZM134 23V24H133ZM159 23V24H158ZM201 23V24H200ZM210 23V24H209ZM250 23V24H249ZM79 24V25H78ZM95 24V25H94ZM103 24V25H102ZM123 24V25H122ZM132 24V25H131ZM135 24H137L135 26ZM182 24V25H181ZM196 24V25H195ZM200 24V25H199ZM247 24V25H245ZM253 24V25H252ZM105 25V27H101ZM107 25V27H106ZM116 26L117 29H115L113 31V27L112 26ZM119 25H121L123 27V30L125 29L126 31H128L126 33L123 32V30L119 31L121 27H119ZM126 25L128 26V29L126 27ZM244 25V26H243ZM95 26V27H94ZM111 26V29L108 30ZM114 26V27H115ZM125 26V27H124ZM130 26V27H129ZM132 26V27H131ZM139 26V27H138ZM197 28H195V27ZM208 26V27H207ZM215 26V28H214ZM246 26V27H245ZM60 27V28H59ZM91 27V29L89 28ZM109 27V28H108ZM134 27V28H133ZM249 27V28H248ZM79 28V29H78ZM132 28V29H131ZM195 28V29H194ZM203 28V29H202ZM227 28V29H226ZM78 29V30H77ZM122 29V28H121ZM251 29V30H250ZM117 30V31H116ZM138 30V31H137ZM140 30V31H139ZM213 30V31H212ZM233 30V31H232ZM235 30V31H234ZM244 30V32H243ZM101 31V30H100ZM98 32L99 34L101 32ZM130 31V32H129ZM135 31V32H134ZM201 31V32H200ZM112 32V33H111ZM116 34L114 37H116V39L118 38V40H116L112 35L113 34ZM117 32H119L117 34ZM123 32V33H122ZM134 32V33H133ZM203 32V33H202ZM91 33L89 35H86V37H92L91 36ZM190 33V34H189ZM121 34V35H120ZM123 34V35H122ZM252 34H255V33H252ZM261 36H260V35ZM257 35V33L253 36H255V38L253 37L252 38V41H255L258 45H263L264 47V32L262 33H259ZM133 35V36H132ZM139 35V36H138ZM144 35V36H143ZM196 35V37H195ZM123 36V38H122ZM130 36V37H129ZM138 36V37H137ZM161 34L159 35V39L161 38ZM200 36V37H199ZM232 36H233V39H232ZM131 38V39H130ZM137 38V39H136ZM139 38V39H138ZM103 39V38H101ZM134 39V41H133ZM254 39V40H253ZM116 40V41H115ZM129 40H132V41H129ZM139 40V41H138ZM198 40V41H197ZM232 40V41H231ZM115 41V42H114ZM125 41V42H124ZM136 41V42H135ZM143 41V42H141ZM146 41V43H145ZM148 41V42H147ZM202 41V42H201ZM113 42V43H112ZM117 42V43H116ZM127 42V43H126ZM132 42V43H131ZM139 42V43H138ZM141 42V43H140ZM159 42V41H158ZM197 42V43H196ZM200 42V43H199ZM263 42V43H262ZM97 43V41H96ZM119 43V44H118ZM122 45H121V44ZM126 43V44H125ZM131 43V44H130ZM145 43V44H144ZM117 44V45H116ZM128 44V45H127ZM141 44V45H140ZM201 44V45H200ZM135 45V46H134ZM198 46V47H197ZM121 47H124L121 48ZM130 47V48H129ZM159 47V48H158ZM8 50H10L9 47H7ZM158 48V49H157ZM230 48V49H229ZM105 49L99 47V54L101 55L103 50L105 51ZM116 49V50H115ZM137 49V50H136ZM71 49L69 52L72 53L74 52V50H77V49ZM127 50V51H126ZM132 50V51H131ZM134 50V51H133ZM148 52H147V51ZM180 50V48L178 49ZM124 51V53H123ZM126 51V52H125ZM115 52V54H114ZM160 52V53H158ZM68 53L67 57V62L63 61L65 66H66V69L68 70V73H69V77L72 78V80H76V84L82 85V87L79 88V91H78V96L79 97H83V95H85V90L83 88L85 82L89 79L88 75L86 76L87 73H91L89 76L91 78L92 75V78L93 80H96L98 78V70H97V66L98 64L102 61V58L103 57H96L97 60L93 61L92 64L89 63L87 64L86 62H84L82 59H80L78 56V51L74 52L76 53V55H72ZM140 53V54H138ZM239 53V52H238ZM242 51L240 52V54L238 55L240 57L239 60L243 61V63L247 62L245 60V57L243 56V53ZM119 54V55H118ZM65 55V54H64ZM103 55V54H102ZM115 55L117 57H115ZM71 56L73 58H71ZM122 56V57H121ZM130 56V57H129ZM138 56V57H137ZM141 58H140V57ZM143 56V57H142ZM147 56V57H146ZM154 56V57H153ZM157 56V57H156ZM115 59H114V58ZM134 57V58H133ZM153 57V58H152ZM71 58V59H70ZM132 58V59H130ZM140 58V60H139ZM150 58V59H149ZM2 59L3 60H6L5 57H4V54H2ZM119 59V60H118ZM130 59V60H129ZM161 59V60H160ZM224 59V60H223ZM99 60V62H98ZM121 60V61H120ZM139 60V61H138ZM144 60V61H143ZM149 60V61H147ZM155 60V61H154ZM163 60V61H162ZM119 61V63L117 62ZM134 63H133V62ZM163 63H162V62ZM224 61V62H223ZM231 61L234 63V59L233 58H230L229 60L225 59L224 57H221V56H217L215 58H212V60L210 61V63H212L213 65L215 66H211L209 67V70H207V72L209 73V75H211V77L213 78H219L222 74L221 72V69L223 71L225 70H228L230 67H232V65H234L233 63H231ZM6 64L10 65V62L8 63V61H5ZM114 62V63H113ZM126 65H124L125 63ZM221 62V63H220ZM131 63V64H129ZM138 63H142L141 65L138 64ZM145 63V64H144ZM152 63V64H151ZM240 63V62H239ZM242 63V62H241ZM261 63H264V62H261ZM91 64V65H90ZM108 64V65H110ZM114 64V65H113ZM116 64H118L116 66ZM161 64L162 67H161ZM227 64V65H226ZM84 65V66H83ZM97 65V66H96ZM113 65V66H112ZM123 65V66H122ZM132 65V66H129ZM143 65V66H142ZM145 65V66H144ZM156 65V66H155ZM218 65V66H217ZM258 64H253V65H250V67L253 69L254 72L256 73H260V70L261 68L258 66H261V65H258ZM121 66L122 68H126L127 70H123L121 69ZM128 66V67H127ZM141 66V67H140ZM160 66V67H159ZM217 66V67H216ZM94 67V68H93ZM114 67V69L112 68ZM132 67V68H131ZM137 67V68H136ZM140 67V68H139ZM154 67V68H153ZM159 67V68H157ZM238 67V66H237ZM69 68V69H68ZM85 68L87 70H85ZM93 68V69H92ZM122 70V73L121 70ZM131 68V69H130ZM144 68H145V71H144ZM150 68V69H149ZM162 68V69H161ZM256 68V69H255ZM129 69V70H128ZM135 72H134V70ZM139 69V70H138ZM143 69V70H142ZM156 69V71H155ZM76 70V71H75ZM85 70V71H83ZM94 70V71H92ZM96 70V71H95ZM141 70V71H140ZM149 70V71H148ZM74 71V72H73ZM89 71V72H88ZM109 71V72H110ZM137 71V73H136ZM214 71V72H213ZM259 71V72H258ZM80 72V73H79ZM86 72V73H85ZM95 72V74L93 73ZM97 72V73H96ZM131 72H132V75H131ZM211 72V73H210ZM78 73V74H77ZM81 73L82 75L85 74V76L87 77H81ZM126 73V74H125ZM230 73V72H229ZM80 74V75H79ZM115 74V75H114ZM154 74V75H153ZM226 74V72H225ZM117 75V76H116ZM136 75V76H135ZM145 75V76H144ZM159 75V76H158ZM215 75V76H214ZM80 76V77H79ZM130 76V77H129ZM95 79H94V78ZM124 77V78H123ZM132 77V78H131ZM229 76L227 75L226 78H228ZM241 77H242V74H241ZM81 78V80L79 79ZM122 80V83L119 82ZM134 78V79H133ZM264 76L261 78V81L264 85ZM78 79V80H77ZM119 79V81H118ZM127 80V82H125V80ZM130 79V80H129ZM133 79V80H132ZM160 79V80H159ZM83 80V81H82ZM84 80H86L84 82ZM136 80V81H135ZM160 82H163V85L166 84V86L164 85H161L162 83ZM162 80V81H161ZM138 81V82H137ZM156 81V82H155ZM244 81L249 85H253V80H251V78H245ZM129 82V83H128ZM209 82V81H208ZM207 82V83H208ZM141 83V84H140ZM143 83V84H142ZM121 84H124V86L126 87H121L122 85ZM147 84V87H145V85ZM78 85V87H79ZM144 85V86H143ZM156 85V87H155ZM132 86V87H131ZM162 86V87H161ZM130 89H129V88ZM155 87V88H154ZM164 87V88H163ZM119 88V89H118ZM128 88V89H127ZM162 88V89H160ZM80 89H81V92H80ZM110 89V90H109ZM137 89V90H136ZM139 90V91H138ZM143 90V91H142ZM150 90V91H149ZM152 90H155L154 92H152ZM169 90V91H167ZM110 91V92H109ZM132 94H130V92ZM134 91V93H133ZM138 91V95H137V92ZM172 91V90H171ZM89 92V91H88ZM87 92V93H88ZM114 92V93H113ZM142 92V93H141ZM147 92V93H146ZM160 92L158 95V93ZM167 92V93H166ZM84 93V94H83ZM109 93H112V95L110 96ZM153 93V94H152ZM164 93V95H163ZM131 96H129V95ZM135 95V96H134ZM141 95V96H139ZM143 95V97H142ZM146 95V96H145ZM152 95V96H151ZM155 95H158V96H155ZM166 95V97H165ZM171 95V96H170ZM128 98H127V97ZM137 96V97H136ZM145 96V97H144ZM154 96V97H153ZM161 96V97H160ZM169 96V97H167ZM108 97V98H107ZM121 97H125L124 99L121 100ZM130 97H133V98H130ZM164 99H163V98ZM171 97V98H170ZM100 98V99H99ZM110 98V99H109ZM118 98V100H117ZM148 98V99H147ZM161 98V99H160ZM225 98H228V97H225ZM97 99V100H96ZM99 99V100H98ZM107 99V100H106ZM114 101H113V100ZM171 101H170V100ZM232 98H228V99H225L226 102H230ZM126 102V104L124 103V101ZM128 100V102H130V104L132 103H136V104H132V106H135L134 109H132V106L129 105V103L126 101ZM132 100V101H131ZM142 100V101H141ZM152 100V101H151ZM158 100V101H157ZM167 100V101H165ZM169 100V101H168ZM173 100V101H172ZM234 100V99H233ZM84 101V102H83ZM98 101V102H97ZM102 101H104L102 103ZM113 101V102H111ZM115 101H117V103H115ZM120 101H123V102H120ZM150 101V102H149ZM157 101V102H156ZM224 101V102H225ZM97 102V103H95ZM106 102V103H105ZM108 102V104H107ZM137 102H140L139 104ZM151 102L154 104H151ZM165 102V103H163ZM169 104H167V103ZM171 102H175V103H171ZM110 103H112L114 105V107H112V105H109ZM120 103V104H119ZM124 103V104H123ZM171 103V104H170ZM84 104V105H83ZM97 104V105H96ZM106 104V105H104ZM175 104V105H173ZM89 105V104H88ZM101 105H104V106H101ZM109 107H108V106ZM119 105V106H118ZM121 105V106H120ZM143 105V106H142ZM153 105V106H152ZM167 105V106H166ZM219 105V103H215L214 104V108H217V106ZM97 106V107H96ZM124 106V107H123ZM150 106V107H149ZM159 106V107H158ZM180 106V107H179ZM216 106V107H215ZM100 109H99V108ZM118 107L119 109L117 110L116 112V108ZM123 107V108H122ZM145 107V109L143 108ZM154 109H152V108ZM157 107V108H155ZM176 107V108H175ZM256 108L254 109H259V106H255ZM82 108V109H81ZM85 108V109H84ZM99 110H98V109ZM102 108V109H101ZM103 108L107 110H105L103 112ZM122 108V109H121ZM161 108V109H160ZM168 108V109H167ZM178 108V109H177ZM247 106L245 104H242L241 106H239L238 110L239 112H246V109ZM86 109L88 111H86ZM96 109V110H95ZM114 109V111H113ZM149 111H147V110ZM152 109V110H151ZM159 109V110H158ZM163 109V110H162ZM180 109V110H179ZM242 109V110H241ZM145 110L147 112H145ZM175 110V111H174ZM185 110V111H184ZM100 111V112H99ZM106 111H111V112H107ZM154 111V112H152ZM157 111V112H156ZM103 112V114H102ZM116 112V113H115ZM122 113L121 115L118 114V113ZM127 112V113H126ZM143 112L145 114H143ZM150 112V114H149ZM169 112V115H167ZM175 112V113H174ZM183 112V113H182ZM102 115L100 117H102V120L100 117H98L99 115ZM101 113V114H100ZM113 113V115L111 114ZM114 113H115V116H114ZM129 113V114H128ZM141 113V114H140ZM94 114V115H93ZM111 117H113L112 119L109 118V115ZM124 114V115H123ZM126 114V116H125ZM139 114V115H138ZM147 115L146 117H144L143 115ZM237 114V113H236ZM123 115V116H122ZM130 115V116H129ZM138 115V116H136ZM142 115V116H141ZM177 115V116H176ZM107 116V117H106ZM119 116V117H118ZM121 121L118 120L120 119L121 117ZM187 116V117H186ZM96 117V118H95ZM116 117V118H115ZM118 117V119H117ZM129 117V118H128ZM140 117V118H139ZM144 117V118H143ZM149 117V119H147ZM183 117V118H182ZM233 117H238L236 116L235 114H233ZM9 118V117H8ZM104 118H107L106 120ZM146 118V119H145ZM112 120V122L110 120ZM143 119V120H142ZM166 119V120H165ZM176 119V120H175ZM186 119V120H184ZM99 120V122H96V121ZM109 120L108 123H106V121ZM145 120V121H144ZM174 120V122H173ZM101 121H103L104 123L101 124ZM114 121V122H113ZM119 121V123H117ZM131 121V122H130ZM137 121V122H136ZM148 121V122H147ZM158 121H161L158 123ZM180 121V122H179ZM187 121V122H186ZM111 122V123H110ZM125 122V123H124ZM130 122V123H129ZM136 122V123H135ZM148 123V126H147V123ZM111 126H115V125H118L115 127H106L108 125ZM127 123V124H126ZM129 123V124H128ZM133 123V124H132ZM149 123L151 125H149ZM178 123V125H177ZM205 123V124H204ZM152 124L154 125L155 124V127L152 126ZM157 124V125H156ZM173 126H172V125ZM199 126H198V125ZM228 124V125H227ZM229 124L228 122H225L224 126L226 127V129L228 130H232L233 127L232 124H230V127H229ZM78 125V126H77ZM124 125H127L126 127ZM129 125L135 129V132L136 134L133 133V129H129L131 127H129ZM138 125V126H137ZM176 125V127H175ZM101 126V127H102ZM119 126H122V127H119ZM125 128H124V127ZM137 126V127H136ZM152 126V127H151ZM161 126V127H160ZM163 126V127H162ZM170 126V127H168ZM172 126V127H171ZM179 126V127H177ZM201 126V127H200ZM80 127V131L81 128ZM129 127V128H128ZM135 127V128H134ZM144 127H147V128H144ZM165 127V128H164ZM195 127V129H194ZM87 128V129H85ZM109 128L110 130H107ZM119 128V129H118ZM120 128H123L122 131ZM127 128V129H126ZM157 128V129H156ZM161 128V129H160ZM167 128L169 129V131L167 130ZM171 128V129H170ZM174 128V129H173ZM178 128V129H177ZM198 128V129H197ZM73 129V130H72ZM79 132H77L76 131ZM90 131H89V130ZM117 129L120 131L117 132ZM124 129H126L125 131H123ZM200 129V130H199ZM101 130V131H102ZM113 130L118 133L114 136V132ZM128 130V132H127ZM148 130V131H147ZM159 130V131H158ZM164 130V132H163ZM69 131V132H68ZM75 131V132H74ZM110 131V133H109ZM132 131V132H131ZM151 131V132H150ZM196 131V132H195ZM123 132H127V133H123ZM144 132V133H143ZM176 132V133H175ZM184 132V133H183ZM75 133V134H74ZM101 133V134H100ZM114 133V134H112ZM123 133V134H122ZM157 133V135H156ZM183 133V134H182ZM188 135H187V134ZM193 133V134H192ZM80 134L82 135L80 137ZM104 134V135H103ZM110 134V136H109ZM121 134V137L120 136H117ZM125 134V135H124ZM127 134V135H126ZM132 134L134 135L132 137ZM138 134V135H137ZM149 134V135H148ZM191 134V135H189ZM195 134V135H194ZM75 135V137L73 138L74 141H70L73 136ZM77 135L79 137H77ZM124 135V136H123ZM211 135V136H210ZM71 136V137H70ZM87 136V135H86ZM103 137V139L101 137ZM123 136V137H122ZM141 136V137H140ZM164 136V137H163ZM184 136V138H183ZM199 136V137H198ZM206 136V137H205ZM209 136V138H208ZM70 137V138H69ZM88 137V136H87ZM114 140H112V138ZM114 137H117L116 139ZM133 139H132V138ZM136 137V138H135ZM143 139L144 141L145 140H148V141H139V139ZM145 137V138H144ZM156 137V138H155ZM158 137V138H157ZM162 137V141H161V138ZM180 137V138H179ZM191 137V138H190ZM202 137V138H201ZM69 138V139H68ZM79 138L80 141H75V139ZM167 138V139H166ZM69 140V143H68V140ZM84 139V141L82 140ZM134 139L136 141H139L138 143L136 141H134ZM157 141H156V140ZM165 139V140H164ZM171 139V140H170ZM187 139V140H186ZM190 139V140H189ZM209 139V140H208ZM89 140V141H88ZM135 144L137 145H132L134 142ZM176 140V141H175ZM84 143H83V142ZM130 141V142H129ZM156 141V142H155ZM160 141V143H159ZM184 141V142H182ZM74 142V143H73ZM81 145H80V143ZM152 142L154 144H152ZM163 142V143H162ZM173 142V144H172ZM188 142V143H187ZM157 143V144H156ZM75 146H74V145ZM98 146H97V145ZM108 144V145H107ZM131 144V146H130ZM148 144H152L151 146L148 145ZM160 146L158 148H155L156 146ZM160 144V145H159ZM178 144V145H177ZM72 145V146H71ZM96 145V146H95ZM101 145V146H100ZM139 145V146H138ZM153 145L155 147H153ZM165 145L166 148L163 146ZM177 147H176V146ZM180 145V146H179ZM192 145V146H191ZM133 146V147H132ZM139 148H137V147ZM191 146V147H190ZM90 147V149L88 148ZM100 147V148H98ZM141 147V148H140ZM144 147V148H142ZM147 149H146V148ZM93 151H92V149ZM149 148V150H148ZM192 148V149H191ZM225 148V149H224ZM70 149V150H69ZM72 149V150H71ZM79 149V150H78ZM86 151L84 152L83 151ZM89 149V150H88ZM98 149V150H97ZM138 149H140L139 151H141L140 153H138ZM142 149H145V152L144 150ZM153 149V150H152ZM157 151H155V150ZM222 149L224 151H222ZM76 150V152H75ZM89 153H87L88 151ZM146 150H147V154H146ZM158 150H160L158 152ZM176 150V151H175ZM187 150V151H186ZM221 150V151H220ZM74 151V153H73ZM86 153L85 155L88 156V159L89 157H91L89 159L88 162H91L92 158H93V161H94V164L93 162L89 163V164H86V167H88L87 165H90L88 168L85 167V164H82L84 161L87 160V157L85 156H82V154L80 153ZM93 152V154L91 152ZM96 151V153H98V155H96V153L94 152ZM190 151V152H189ZM211 151V152H210ZM214 151V152H213ZM217 151V152H216ZM100 152V153H99ZM144 152V153H143ZM149 152H152V153H149ZM174 152V154H173ZM179 152V153H178ZM200 152V153H199ZM156 153V154H154ZM159 153V154H158ZM160 153H162L160 155ZM209 155H208V154ZM218 153V154H216ZM90 154V156L88 155ZM95 154V155H94ZM141 154V155H140ZM146 154V155H145ZM149 154H152V156H150ZM172 154V155H171ZM207 154V155H206ZM261 154V155H260ZM80 155V157H79ZM94 155V156H93ZM141 156V159H140V156ZM149 155V157H148ZM158 155V156H156ZM233 155V156H232ZM236 155V156H235ZM76 156V157H75ZM143 156V157H142ZM146 156V157H145ZM162 156V157H161ZM182 156V157H181ZM196 156V157H195ZM206 156V157H205ZM79 157V158H78ZM81 157H84L81 159ZM144 157L146 158L145 161L144 160ZM151 157V158H150ZM155 157V158H154ZM238 157V158H237ZM157 158V159H156ZM170 158V159H169ZM206 158V159H205ZM231 158V159H230ZM236 158V159H235ZM241 158V159H239ZM152 159V161H151ZM155 159L157 161H155ZM169 159V160H168ZM189 159V160H188ZM254 159V160H253ZM260 159V160H259ZM91 160V161H90ZM141 160V161H140ZM147 160L151 161L152 163L156 164V166H159L160 169H157V167L154 165V167H151L153 164L151 162L148 161L147 163ZM191 160V161H190ZM210 160V162L208 161ZM248 160L249 163L246 164V161ZM81 163H80V162ZM83 161V162H82ZM95 161L97 164H95ZM161 161V162H160ZM199 161V162H198ZM237 161V162H236ZM240 161V162H239ZM258 161V163L256 162ZM259 161L261 162V166H260V163ZM80 164H79V163ZM87 162V161H86ZM85 162V163H86ZM87 162V163H88ZM146 162V163H145ZM156 162V163H155ZM164 162V163H163ZM169 162V163H168ZM181 162V163H180ZM235 162V163H234ZM252 162H255V163H252ZM142 163V164H141ZM152 165H151V164ZM240 165V168H239V165ZM242 163V164H241ZM248 167H246V165ZM263 163V164H262ZM143 166H141V165ZM149 164V165H148ZM169 164V165H168ZM190 164V165H189ZM198 164V166H197ZM232 164V165H231ZM259 164V166H258ZM76 165V166H75ZM83 165H84V169L85 171L88 170L90 171V174H88L89 172H84L85 173V178H83V175L81 173H83ZM184 165V166H183ZM209 166V167H206V166ZM237 165V166H236ZM242 165V166H241ZM245 165V166H244ZM73 166V167H72ZM75 166V167H74ZM78 166V167H77ZM147 166L150 167V169L153 168L152 171L154 170H160V171H154L153 172V175L152 173L150 172L149 170V167H148V170H147ZM192 169L191 170V168ZM257 168L256 170H258V172L260 171V176L258 175L259 173H257V171H254L253 169L250 168ZM258 166V167H257ZM263 166V167H262ZM82 167V168H81ZM98 167H96V169H99ZM144 168V169H140V168ZM158 167V168H159ZM164 167V168H162ZM181 167V168H180ZM183 167V169H182ZM188 167V168H187ZM242 167V168H241ZM244 167V168H243ZM190 168V170H188ZM250 170H248V169ZM259 168V169H258ZM82 169V171H81ZM94 169V168H93ZM146 169V171H144ZM180 169V170H179ZM198 169V170H197ZM247 169V170H246ZM80 170V171H79ZM167 170V171H166ZM175 170V171H174ZM97 171V170H96ZM95 171V173H96ZM138 171H141L139 173H137ZM150 174L152 175V177H148V176H151L149 175V172ZM172 171V172H170ZM178 171V173H176ZM180 171V172H179ZM199 171V172H197ZM251 171V172H250ZM116 172V171H115ZM119 170H117V173L119 174ZM143 172H147L148 174L146 173H143ZM162 172V173H161ZM169 172V173H168ZM175 172V173H174ZM193 172H194V175H193ZM256 172V173H255ZM83 173V174H84ZM157 174L158 173V176L154 175V174ZM160 173V174H159ZM183 173V174H182ZM250 173V174H249ZM251 173H254L251 174ZM80 174V175H79ZM92 175L89 176L88 175ZM136 174L139 175L140 179H138L136 177ZM162 174V175H161ZM170 174V175H169ZM182 174V175H181ZM256 174V175H255ZM78 175L80 176V178L82 179H87V181L91 178L90 181L91 183L93 182V184L95 185V188L91 185V188L89 189L88 187L90 186L89 184H91L90 182H87L86 180V183H84L85 181H82L79 179ZM179 175V176H178ZM197 175V176H196ZM71 176V177H70ZM150 178V179H148ZM168 176V178H167ZM250 177L252 178V176H258V179L257 177H254V179L250 180L249 178H246V177ZM70 177V178H69ZM89 179H88V178ZM159 177V178H157ZM175 177V178H174ZM260 177V178H259ZM262 177V178H261ZM73 178V179H72ZM77 180V178L79 180ZM134 178V179H132ZM145 178V179H144ZM147 178V179H146ZM167 178V180H166ZM177 178V179H176ZM179 178V179H178ZM194 178V179H193ZM196 178V179H195ZM246 180H245V179ZM142 179V180H141ZM176 179V180H175ZM256 179L258 181H256ZM259 179H261L262 181H260ZM93 180V181H92ZM133 180V181H132ZM135 180V181H134ZM139 180V181H138ZM145 180H150L151 183H148L146 182ZM157 180V181H156ZM172 180V181H171ZM245 181V182H242ZM250 180V181H249ZM256 181V183H253L254 181ZM142 181V183H141ZM144 181V182H143ZM153 181V182H152ZM167 181V182H166ZM176 181V182H175ZM181 181V182H180ZM240 181V182H239ZM247 181V182H246ZM248 181L249 183L251 182L252 185L248 186ZM259 183V185L257 186L256 184ZM76 182H78V184L82 185V187H80V185L78 186V188L76 187ZM80 182V183H79ZM134 182V183H133ZM154 182H157L156 184H158V187L157 185H155ZM161 182V183H160ZM171 182V183H170ZM178 182V183H177ZM222 182V183H221ZM82 183V184H81ZM137 183V184H136ZM140 183V184H138ZM147 184V186H145ZM163 183V184H162ZM166 183V184H165ZM194 183V184H193ZM240 183H245L243 186L242 184L240 185ZM84 184H88L89 186L88 187H85ZM150 184H151V187H150ZM169 184V186H168ZM175 184V185H173ZM237 184L238 186H240L239 188L242 189V191L237 187ZM247 184V185H246ZM255 184V185H254ZM75 185V186H74ZM141 185V186H140ZM181 185V186H180ZM168 186V187H167ZM175 186V187H174ZM202 188H201V187ZM248 186L247 188H244ZM253 188H252V187ZM76 187V188H75ZM93 187V189H92ZM148 190V188L150 190L149 193L147 194V190H144L145 188ZM173 187V188H172ZM179 187V188H178ZM186 187V188H185ZM194 187V188H192ZM196 187V188H195ZM249 187H251L252 189H250ZM83 190H82V189ZM88 188L89 190H86V192H89L90 191V194H92L94 196V198L92 197L91 198V195L88 194V193H85V189ZM158 188V189H156ZM168 188V189H167ZM237 188L239 190H237ZM258 188L256 190H258ZM263 188V187H262ZM261 188V189H262ZM97 190V194L99 193L100 194V198L97 196V194H93L96 193V190ZM152 189V191H151ZM156 189V190H155ZM176 189V191L174 190ZM179 189H181L179 191ZM203 189V190H201ZM244 189V190H243ZM178 190V191H177ZM247 190L249 192H247ZM255 190V191H256ZM258 190V191H259ZM74 191V192H73ZM82 191V192H81ZM92 191V192H91ZM163 193H161V192ZM184 193H183V192ZM194 191V192H193ZM239 191V192H238ZM246 191L247 195H243ZM76 192V193H75ZM135 192V193H134ZM143 192V193H142ZM172 192V193H171ZM243 194H242V193ZM254 192V191H253ZM86 194V195H83V194ZM139 195L136 196L137 194ZM158 193V194H156ZM238 193V194H237ZM239 193H241L242 195V198H240L241 196L238 197V195H240ZM136 194V195H134ZM156 194V195H155ZM179 196H178V195ZM194 194V195H193ZM80 195V196H79ZM88 195H90V198L88 197ZM147 195H149V197H147ZM151 195V196H150ZM249 195V196H248ZM140 198H136V197ZM143 196L145 198V200L143 199ZM166 196V197H165ZM178 196V197H177ZM196 196V197H195ZM201 196V197H199ZM235 196H237V199L240 198L239 200L242 201V199H245L247 202V199L250 201L249 204L248 202L246 203L247 206L244 204L245 202L243 201L242 205L240 204V201L238 200L239 204L237 202H235ZM245 196H248V197H245ZM82 197V198H80ZM97 197V200H95V198ZM155 197V198H154ZM162 197V198H161ZM245 197V198H243ZM73 198H76V199H73ZM78 198V200H77ZM132 198V199H133ZM143 201L140 202L142 199ZM154 200H151L153 199ZM167 198V199H166ZM170 198V199H169ZM193 198V199H192ZM88 199H92L93 203L92 202H89L91 200L88 201ZM151 200V201H148V200ZM156 199V200H155ZM159 199V201H158ZM197 199V200H196ZM164 200V202H162ZM199 200V201H198ZM252 200V199H251ZM77 201V202H76ZM87 202V205L85 206L86 202ZM146 201L148 202L147 205L144 203H146ZM175 201V202H174ZM179 201V202H178ZM237 201V200H236ZM85 204H84V203ZM98 202V203H97ZM152 202V203H151ZM169 204H168V203ZM93 204V207H95L94 209L91 208V204ZM151 203V204H150ZM163 203V204H162ZM165 203V204H164ZM167 203V204H166ZM236 203V205H235ZM149 204V205H148ZM178 204V205H177ZM239 206H238V205ZM84 207L82 208L81 207ZM91 209H93L94 211L91 213H93V215L95 216H92L91 214L89 215V217H87L88 215L84 214V213H87V211L89 212L91 209H86V207H89ZM151 205V208L150 210H147V208L149 209ZM153 205L155 207H153ZM193 205V206H192ZM252 203L249 205L251 206ZM99 206V204H98ZM146 206V207H145ZM166 206H168L166 208ZM238 206V207H236ZM248 206V207H249ZM81 207V210L80 208ZM236 207V208H235ZM243 210H245V213H239L238 212H241L240 208ZM245 207V208H243ZM252 207V206H251ZM251 207H249V210L251 209ZM105 208V209H104ZM141 210H139V209ZM153 208V209H152ZM160 208V209H159ZM238 208V209H237ZM163 209V210H162ZM235 209H237V211H235ZM79 212H78V211ZM111 210V211H110ZM114 210V211H113ZM147 213H145V211ZM167 212H165V211ZM135 213H134V212ZM155 211V212H154ZM158 211V212H157ZM78 212V213H77ZM95 212V214H94ZM103 212V213H104ZM133 212L134 215H131ZM162 212V213H161ZM237 212V213H236ZM140 214H143L145 213L144 215H139ZM109 214V216H107ZM111 214V215H110ZM151 214V215H150ZM113 215V216H112ZM150 215V217L148 216ZM154 215V216H153ZM77 216V217H76ZM83 216V217H82ZM86 216V217H84ZM92 216V217H91ZM106 219H110V221H112L111 223L115 224V225H110L111 223H108V222H104V218ZM112 216V217H111ZM121 217V219L123 220H120L118 219L119 217ZM130 218L129 216H131L130 219L127 218ZM133 216V217H132ZM139 216V217H138ZM146 216H148L150 219L148 220L146 218ZM152 216V217H151ZM160 216V217H159ZM205 216V217H204ZM94 217V218H93ZM108 217V218H107ZM110 217V218H109ZM116 219H115V218ZM124 217V219H123ZM135 217H137V219H135ZM157 217V218H156ZM237 217V219H236ZM89 218V222L91 221V223L89 222H83V221H88ZM142 218H144L143 220H141ZM145 218L148 220L147 221V226L145 225L146 224V221H145ZM75 219V220H74ZM85 219V220H84ZM87 219V220H86ZM94 220H98V221H93ZM126 219V220H125ZM222 219V220H221ZM102 220V221H101ZM116 222H114V221ZM118 220L119 221V224L118 223ZM140 220V221H139ZM109 221V220H108ZM122 221V222H121ZM126 221V223H125ZM138 221V223H137ZM142 221V222H141ZM144 221V222H143ZM150 221V222H149ZM152 221V222H151ZM79 222V223H78ZM103 224H102V223ZM21 222L18 221V223L14 226L15 228L18 226L20 227L18 229H14L12 228L13 231L15 232H12L11 234L13 235H10V264H44L45 262H43L42 260H39L38 259V256H37V250H38V246L37 244L35 243H32V241L30 240L31 237L29 238V236H23V234L25 235V230H22L23 225L21 226L20 224ZM107 223V224H106ZM130 223V224H129ZM133 223V224H132ZM137 223V225H135ZM149 223H152L151 225ZM210 223V224H209ZM20 224V226H19ZM101 226V228L99 227V225ZM129 226H128V225ZM141 224V225H140ZM63 227H62V226ZM91 225V226H90ZM106 225V226H105ZM107 225H110V227H107ZM133 225V226H132ZM99 227V231H98V228ZM123 226V227H122ZM126 226V227H125ZM134 226H138L136 228V230L133 228L131 229L132 227ZM140 226V228H143V229H138ZM142 226V227H141ZM112 227V228H111ZM113 227H117L116 230L113 228ZM119 227V229H118ZM130 227V228H129ZM150 227V228H149ZM66 228V229H65ZM68 228V230H67ZM70 228V229H69ZM87 229L86 231H84V229ZM95 228V229H94ZM103 228L105 229V235L103 236L102 232H104ZM123 228V230H122ZM128 228V230H127ZM145 228V230H144ZM103 231H102V230ZM22 230V232H21ZM67 230V231H66ZM97 230V231H96ZM110 232H109V231ZM115 230V231H114ZM119 230V231H118ZM122 230V231H121ZM131 230V231H130ZM134 230L135 233H132ZM138 230V231H137ZM147 230V231H146ZM84 231L85 234H82ZM90 233H89V232ZM114 231V233H113ZM129 231V232H128ZM142 231V232H141ZM144 231L146 233H144ZM55 232V234H54ZM67 232V233H66ZM79 232V233H78ZM90 234H88V233ZM98 232V233H97ZM121 232V233H119ZM126 232V233H125ZM131 232V233H130ZM137 232V234H136ZM139 232H141L139 234ZM78 233V234H76ZM95 233V234H94ZM125 233V235H124ZM23 236L22 238L20 237V235ZM56 234H58L56 236ZM66 234V235H65ZM83 236H82V235ZM102 234V235H101ZM121 234V235H120ZM128 234V235H127ZM136 234V235H134ZM143 234V235H142ZM87 236V237H84ZM95 235V236H94ZM113 236L112 239L109 238L110 236ZM123 235V237H120V236ZM142 235V236H141ZM237 235H239L237 237ZM138 236V237H137ZM57 237V239H56ZM68 237V238H67ZM95 237V238H94ZM101 237H105L104 239H102ZM128 237V238H127ZM15 238H19V239H15ZM28 238V240H27ZM59 238V239H58ZM82 238V239H81ZM84 238V239H83ZM86 238V239H85ZM88 238V239H87ZM94 238V239H93ZM101 238V239H99ZM238 238H241L240 239V244L243 246H241V249L238 248V244L236 242H238ZM258 238V239H257ZM15 239V240H14ZM26 239V240H25ZM55 239V240H54ZM111 241H110V240ZM116 239V240H115ZM119 239V240H118ZM124 239V240H123ZM135 239V240H134ZM139 239V240H138ZM253 239L254 241L256 242V240H260L262 242V237H254L253 236ZM253 239L252 237L249 238V243L252 242V244L254 243L253 246L256 245V248H261L262 246V243H255L253 242ZM18 240V241H17ZM22 240V241H21ZM59 240V241H58ZM78 240V241H77ZM84 240V242H83ZM96 240V241H95ZM97 240H99V242L101 241V243H97ZM104 240V241H103ZM106 240H109L108 242ZM122 240V242L120 243V246H118L119 242ZM127 240H130V241H127ZM137 240V241H136ZM11 241H13L11 243ZM17 241V242H16ZM29 241V242H28ZM31 241V242H30ZM112 241H117V243L115 242V246L113 244ZM241 241L243 243H241ZM82 242V243H81ZM139 242V243H138ZM27 243V244H26ZM57 243V245H56ZM63 243V245H62ZM69 243V244H67ZM80 243V244H79ZM110 243V245H108ZM174 243V244H173ZM186 243V244H185ZM239 243V242H238ZM248 243V244H249ZM19 244V245H18ZM60 244V246H59ZM101 244V245H100ZM103 244V245H102ZM134 244V245H133ZM155 246L153 248V246ZM171 244V245H170ZM177 244V245H176ZM183 244V245H182ZM239 244V245H240ZM260 244V245H259ZM14 245V246H13ZM67 245V246H66ZM77 245V246H76ZM92 245V246H91ZM106 247H105V246ZM113 245V246H112ZM123 245V246H122ZM125 245V246H124ZM136 245H138L136 247ZM150 245L152 246V248L150 247ZM259 245V246H258ZM89 250H87L86 248ZM129 246V247H128ZM178 246H181V247H178ZM247 246H245L244 249H247ZM251 245V248L253 247ZM17 247V248H16ZM102 247V248H101ZM110 247V248H109ZM125 247V249H124ZM140 247V248H139ZM66 248V249H64ZM85 248V250H84ZM97 248V249H96ZM106 248V249H105ZM131 248V249H130ZM63 249V250H62ZM93 249V250H92ZM101 249V250H99ZM124 249V250H123ZM129 249V250H128ZM144 249V250H143ZM149 249V250H148ZM152 249V250H151ZM181 251H178L179 250ZM182 249V250H181ZM240 249V251H239ZM257 249V250H259ZM65 250V251H64ZM67 250H68V253H67ZM106 250V251H104ZM123 250V251H122ZM128 250V251H127ZM147 250V251H146ZM151 250V251H150ZM156 250V251H155ZM243 250V249H242ZM260 250H263V249H260ZM81 251V252H79ZM84 251V252H83ZM98 253H97V252ZM122 251V253H120ZM134 251V253H133ZM161 251V252H160ZM173 251V252H172ZM176 251V252H174ZM244 251V250H243ZM88 252V253H87ZM113 252V253H112ZM138 252H140V254H138ZM160 252V253H159ZM171 252V253H170ZM60 253V254H59ZM75 253V254H74ZM85 254L83 256V254ZM94 253V254H93ZM101 253V254H100ZM116 253V254H115ZM120 253V254H119ZM149 253V254H147ZM159 253V254H158ZM178 253V254H176ZM180 253V254H179ZM191 253V254H190ZM68 254V255H67ZM91 254V255H90ZM147 254V255H146ZM34 255V256H33ZM94 255V256H93ZM100 255V256H99ZM107 255V256H105ZM119 255V256H118ZM138 255V256H137ZM145 257L144 259L143 256ZM149 255V256H148ZM175 255V256H173ZM236 255V256H235ZM14 256V257H13ZM105 256V257H104ZM137 256V257H136ZM140 256H141V259H140ZM108 257V258H107ZM116 257V258H115ZM118 257V258H117ZM136 257V258H135ZM139 257V259H138ZM147 257V258H146ZM174 257V258H173ZM72 258V259H71ZM83 258V259H82ZM94 258V259H93ZM185 258V259H184ZM19 259V260H18ZM112 259H113V262H112ZM115 259V260H114ZM136 259V260H135ZM138 259V260H137ZM1 260V259H0ZM58 260H61V261H58ZM65 260V261H64ZM119 260V261H118ZM144 260V261H142ZM35 261V262H34ZM64 261V262H63ZM73 261V262H72ZM95 261V262H94ZM84 262V263H83ZM129 262V263H127ZM238 263L236 264H239V260L237 261Z\"/></svg>",
	"mask_w": 264,
	"mask_h": 264
}]
</instances>
